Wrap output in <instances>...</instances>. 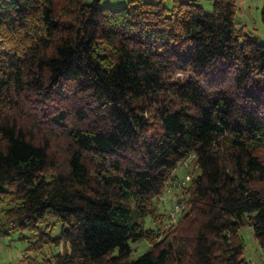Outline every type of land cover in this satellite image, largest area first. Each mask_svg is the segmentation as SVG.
Wrapping results in <instances>:
<instances>
[{
  "label": "trees",
  "instance_id": "16d2710c",
  "mask_svg": "<svg viewBox=\"0 0 264 264\" xmlns=\"http://www.w3.org/2000/svg\"><path fill=\"white\" fill-rule=\"evenodd\" d=\"M238 3L0 0V236L28 242L5 264H252L264 36ZM191 165L170 222L163 194Z\"/></svg>",
  "mask_w": 264,
  "mask_h": 264
},
{
  "label": "rangeland",
  "instance_id": "374dc122",
  "mask_svg": "<svg viewBox=\"0 0 264 264\" xmlns=\"http://www.w3.org/2000/svg\"><path fill=\"white\" fill-rule=\"evenodd\" d=\"M210 1L211 0H202L203 4L206 6L209 5ZM238 2V27L240 29H247L263 38L264 28L261 9L264 5V0H238ZM122 3H125V0H115L113 2H111L110 0H102V4L104 5L120 6V4ZM194 168L192 165L189 167V169L182 168L180 166L175 170L173 176L185 179L186 182V180H188L189 178L188 173H191L192 176L195 175L196 170ZM170 184L171 183H168V186L166 187H169ZM173 188L175 189V192L179 193L180 189L172 186L171 188H167L165 193L163 194V201L166 203V206L168 208L170 207V211L172 210L171 199L175 196V194L174 192H169L171 189L174 190ZM178 193L177 195L180 194ZM5 206H9V203L0 202V225L4 221H6V216H4V213L2 212V209ZM11 223L9 222V224ZM149 223L151 224V222ZM26 234H29V231H26L24 233V235ZM240 234L242 235L246 246L245 257L248 260L252 261V264H264V249L259 245L256 237L254 236L253 228L251 226H243L240 229ZM19 235L20 231L17 229L13 230L9 235L0 236V264L16 262L23 256L28 242L19 239ZM132 247L133 251L131 254V258H137L141 254L146 252V250L149 248V242L146 240L135 242L132 243Z\"/></svg>",
  "mask_w": 264,
  "mask_h": 264
},
{
  "label": "built area",
  "instance_id": "2783aa9c",
  "mask_svg": "<svg viewBox=\"0 0 264 264\" xmlns=\"http://www.w3.org/2000/svg\"><path fill=\"white\" fill-rule=\"evenodd\" d=\"M190 159L184 163L186 166L190 164V161H191ZM184 184H185V179L175 178L173 181V187L177 189H180ZM168 188H171V187H168ZM182 206H183V203L179 202L178 200L175 201L174 207L170 212V222L175 221Z\"/></svg>",
  "mask_w": 264,
  "mask_h": 264
},
{
  "label": "crops",
  "instance_id": "0c3cea01",
  "mask_svg": "<svg viewBox=\"0 0 264 264\" xmlns=\"http://www.w3.org/2000/svg\"><path fill=\"white\" fill-rule=\"evenodd\" d=\"M111 2L115 1V0H110Z\"/></svg>",
  "mask_w": 264,
  "mask_h": 264
}]
</instances>
